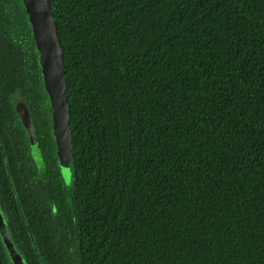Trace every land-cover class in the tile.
<instances>
[{
    "label": "trees",
    "instance_id": "trees-1",
    "mask_svg": "<svg viewBox=\"0 0 264 264\" xmlns=\"http://www.w3.org/2000/svg\"><path fill=\"white\" fill-rule=\"evenodd\" d=\"M51 2L70 187L26 9L0 0V207L26 264H264V0ZM20 84L47 179L14 109ZM0 264H15L1 232Z\"/></svg>",
    "mask_w": 264,
    "mask_h": 264
},
{
    "label": "water",
    "instance_id": "water-1",
    "mask_svg": "<svg viewBox=\"0 0 264 264\" xmlns=\"http://www.w3.org/2000/svg\"><path fill=\"white\" fill-rule=\"evenodd\" d=\"M28 15L32 36L38 51L44 88L49 96L51 131L63 180L67 187L74 177L72 130L64 48L51 0H22ZM15 110L28 132L30 152L39 175L48 178L47 164L42 154L29 106L23 97L15 103ZM0 232L15 264H26L0 207Z\"/></svg>",
    "mask_w": 264,
    "mask_h": 264
},
{
    "label": "flooded vegetation",
    "instance_id": "flooded-vegetation-1",
    "mask_svg": "<svg viewBox=\"0 0 264 264\" xmlns=\"http://www.w3.org/2000/svg\"><path fill=\"white\" fill-rule=\"evenodd\" d=\"M7 34H6V32H2V31H0V57H1V55L3 54V59H5V61H6V66H5V68H6V71L4 72V73H1V75H2V77L3 78H5L6 79V84L8 85V88L7 89H9L10 88V81H9V78H10V60H11V46H10V39L9 38H7ZM36 45V44H35ZM37 50V49H36ZM13 59H15L14 57H13ZM38 61H39V57H38ZM40 65V64H39ZM41 68V67H40ZM42 72V71H41ZM25 73V70L21 73L20 72V74L19 75H23ZM11 91H12V96L14 97V109H15V103H16V101H17V99L19 98V97H23L24 98V96H23V84H20V86H18V87H13L12 89H11ZM11 91L10 90H8V92H9V94L11 93ZM48 95V94H47ZM25 99V98H24ZM48 99H49V96H48ZM26 100V99H25ZM28 104V103H27ZM49 105H50V101H49ZM29 106V105H28ZM29 109H30V107H29ZM16 111V110H15ZM30 112H31V110H30ZM31 114H32V118H33V111L31 112ZM18 115V114H17ZM19 117V116H18ZM20 119V118H19ZM21 121V120H20ZM33 122H34V118H33ZM22 123V122H21ZM23 125V124H22ZM34 125H35V123H34ZM24 127V126H23Z\"/></svg>",
    "mask_w": 264,
    "mask_h": 264
}]
</instances>
